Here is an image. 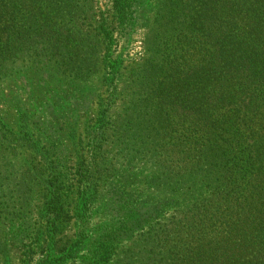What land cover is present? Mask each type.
Masks as SVG:
<instances>
[{
  "label": "trees",
  "instance_id": "16d2710c",
  "mask_svg": "<svg viewBox=\"0 0 264 264\" xmlns=\"http://www.w3.org/2000/svg\"><path fill=\"white\" fill-rule=\"evenodd\" d=\"M109 5L100 12L102 56L99 39L81 40L94 65L81 81L98 83L80 99L68 94L28 111L21 95L32 89L29 76L10 62L17 67L49 40L51 51L32 63L43 56L48 80H79L49 62L72 67L80 55L69 23L83 0H0V85L10 72L20 86L14 121L0 116V264H117V254L131 264L140 251L121 252L124 241L162 219L183 226L182 252L170 260L264 264V0ZM138 29L152 53L145 62L126 52ZM79 110L94 112L91 124ZM177 133L182 164L154 174L136 194L134 172L120 170L109 153ZM101 198L103 222L91 227Z\"/></svg>",
  "mask_w": 264,
  "mask_h": 264
},
{
  "label": "rangeland",
  "instance_id": "374dc122",
  "mask_svg": "<svg viewBox=\"0 0 264 264\" xmlns=\"http://www.w3.org/2000/svg\"><path fill=\"white\" fill-rule=\"evenodd\" d=\"M157 1L158 0H155V2ZM109 4L110 0H83L81 15L78 18H74L73 21L69 23V26H72L71 33L78 38L76 43L82 44L81 40L88 36L100 40V56H102L101 45L103 43V35L101 34L102 29H100V12L101 10H108L110 7ZM144 34L145 29H138V31L133 34L132 42L126 51L134 59L142 57L140 62H145L152 54L146 52L147 44L146 41H144ZM41 41L42 42L34 45L31 55H26V57L20 59L21 61L17 67H13V62H10V69L16 68V70H20L21 75L25 74V76H29L28 79L30 80L32 89L21 95L28 111L40 110L48 101L57 102V99H65L68 94H73L75 98L80 99L81 97L86 96L87 90L90 89L87 87L95 86L98 83V77H94L89 82L81 81L82 76L89 71L88 66H92L93 63V61L89 64L87 63L86 52L88 51L83 44L79 48L72 45L74 50H80V55L78 56H76L71 49L69 50L75 54L74 63L71 65L73 69L70 66L68 67V64L58 57H55L49 62L51 66H64V69L68 70V73L72 72V70L75 74L78 73L79 80L65 76H59L56 79L48 80L43 74L48 71L49 66H45L44 63L40 62L41 59H43V56H37L36 63H32V60H34L35 55L38 52L45 53L51 51L50 41L45 39H42ZM83 43H85V41H83ZM61 50L63 49H60V51ZM58 62L60 64H58ZM92 67H94V65ZM134 67H137V65ZM1 76H3L5 81L0 85V116L13 122L17 114L16 101L18 100V94L20 93V86L17 85L19 77L14 78L10 72L7 76L6 73ZM44 81L48 83L47 86L43 85ZM103 90L104 86L100 85V102L106 101L107 99V93H103ZM118 108H120V106L117 107V109ZM117 115L118 114L115 112L108 118V127L110 128L109 132H111V134L114 133V123L116 122ZM79 116L82 118V122L89 123L90 118L94 117L95 114L94 112L87 113L79 110ZM91 123L92 122L89 124ZM147 132L144 130L139 133L144 140L149 142L148 140L151 139L147 138V136L150 132L148 130ZM157 137H159L160 140H158ZM179 137L180 135L178 133L173 136L169 134L165 136L154 135L153 138L158 140L156 145H147V148L139 146L127 150L124 149V151L112 149V153H109V155L111 157L114 156V164H117L120 170H125L127 172L128 169H131V171L134 172L135 179H132L133 183L130 186L132 189H134L135 186L139 188L135 193L143 195L145 193L144 184H146L151 177H154V174L157 176H164L165 174H162V172H168L172 170V168L182 164V162L179 161L180 155L177 151H174L181 142ZM109 152L111 151L109 150ZM81 162L82 161H79V163ZM69 165L72 169L79 166L75 159H72ZM126 189H129V187ZM107 196L110 199V196ZM103 204L104 201L101 198L100 205H98L99 208L95 209V212H97L98 215L93 219L91 227H100V220L103 222L100 215L104 210ZM167 220L171 219H162L153 223L149 227L146 226L140 228L138 231L136 230L137 232L134 235L130 236V238L128 237L130 239L128 242H123L124 245L121 252L125 251L127 254L129 251V253H132V249L140 251V254L136 253L137 257L131 264H183L182 259L177 257L174 260L169 259L172 252H182L181 244L183 243V234L180 229L183 228V226L178 225L176 222L168 223ZM77 230L78 229H75L72 226V228L66 232V236L72 238L75 237L79 232ZM98 232L99 231L97 230L96 234H98ZM132 255L134 256L135 253ZM119 257L120 255L117 254V261L115 263L122 264L118 260Z\"/></svg>",
  "mask_w": 264,
  "mask_h": 264
}]
</instances>
